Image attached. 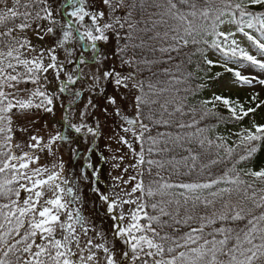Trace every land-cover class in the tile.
Listing matches in <instances>:
<instances>
[{
	"label": "snow or ice",
	"instance_id": "1",
	"mask_svg": "<svg viewBox=\"0 0 264 264\" xmlns=\"http://www.w3.org/2000/svg\"><path fill=\"white\" fill-rule=\"evenodd\" d=\"M102 2L109 12L114 13L117 10V5L113 3V0H102ZM181 2L188 3V0H181ZM67 4L73 10L64 13L65 20L62 24L55 19V13L48 5L47 0H43V3H41V0H14V4L11 7L6 5L5 11L0 14V26L7 27L9 23L13 25L7 27L6 31L0 32V41L5 36L11 37L12 40L11 43H4L3 47H0V176L3 177V179H0V198L8 200V203L0 205V264H101L102 261L103 264H264V226L260 225V222L264 221V213H261L259 217L247 218V226L239 230L225 226L213 227L217 220L240 221L246 219L241 214L242 210H231L220 214L216 218L209 219L206 224L201 223L198 227L190 226V231L179 238L169 237L167 234L162 235L153 227V224L162 225L166 223L161 220V217H167L169 213L156 202L149 205L146 198H153L158 194L164 195L165 190L179 188L184 190L181 195L186 203L190 199L187 193L208 190V195L203 198L200 195L195 196V200L207 208L216 203L215 199H208V196L223 200L225 194L230 195L233 191L230 187L216 188L215 186L245 183L239 176L230 177L225 172L220 179H213L204 183L173 184L164 182L160 183L155 189L150 185L146 190L141 180L131 187L130 192L121 189L125 192L126 199L118 194L110 196L100 192L98 188L93 189L105 204L106 214L114 221L112 227L113 242L112 247L109 248L107 237L102 232H96V236L103 241V243H96L95 239L88 235L90 230L95 231L94 227L89 228L79 209L75 212L72 211L70 205H75L78 198L74 195V188L68 186L70 182L63 178V165H61L60 172L49 173V169L45 165L33 169L32 175H29L26 170L29 169L30 164L39 162L37 152L47 149L51 154V147L54 142H70L69 131L79 137L84 135L83 129L87 128V133L91 134L94 139L98 132L83 123L87 112L81 113V124L79 125L72 124L71 119L66 114L62 131L52 137L47 144L43 143L42 138L33 135L30 137L32 143L28 144V147L33 151L22 152V154L17 155L13 150L20 147V144L14 142L11 127L13 121L9 114L13 113L14 108L20 112L35 108L51 113L53 111L52 105L59 97L55 93L48 94L40 89L39 74H45L43 79L47 83V74L51 70L54 73V78L58 81L57 91L60 93L66 92L68 85L75 84L80 79V69L77 68V80H73L71 74L67 76L66 82L60 80L61 73L66 71V68L63 63H57V50H63L67 53L66 60L70 64H87L90 61L86 60L83 55L77 60L71 59L74 50L69 47L71 42H84L93 52L91 62H98L96 58L98 42L107 43L109 41L108 33L114 31V24H119L120 29L125 27V23H121L120 18H116L114 23H101L100 21L104 19V12L87 11L85 0H67ZM169 5L170 11L177 9V4L173 0H169ZM189 6L193 9L196 8L195 3ZM256 6L264 7V0H247L246 3L235 4L231 0H222L221 6L211 4L210 0H203V7L199 15L207 23L202 26H194L192 21L188 20L187 16L177 9L172 15L180 21H186L188 26L184 27L182 31L173 29L176 34L172 39L177 43L183 41L185 47L189 43L197 45L202 42L206 47L222 53L225 61H235L236 58H239L264 69V62L257 60L242 48H238L235 39H231L229 43V38L234 37L235 33L219 31V25L224 23L222 17L230 16L231 21L237 25V31L246 36L255 45L259 53L264 55V14L248 11L249 8ZM21 8H23V11H21ZM187 15L195 16L196 12L192 11ZM86 18H90L91 23H85ZM17 20H19V23H16ZM44 21H47V27L44 26ZM30 28L36 33L39 40L43 41L48 37L53 40V44L49 48L41 49L38 54L28 59L22 49H30L33 53H36V48L31 45L27 37L21 36L18 39L14 33L17 30L23 32ZM253 28L259 32L260 39H255L245 31V29ZM201 34L213 38L211 41L195 39L196 35ZM115 35L117 39H120L119 31H115ZM220 37L223 40L219 39ZM129 38L125 37V39ZM4 47L7 48L6 52ZM126 47L125 45V48H121L115 54L121 55L125 52ZM161 51H179V47L174 44L169 48L161 49ZM45 52L48 53L49 57L47 65L43 63ZM5 59H7L6 64ZM121 62L129 65L132 63V61L126 59H122ZM206 63L212 65L213 61L206 60ZM21 67L23 71L20 70ZM225 70L233 72L232 68L226 66ZM233 74L237 80L245 84L251 83L247 77L241 76L240 72L236 71ZM103 75L105 80L114 78L117 88L121 86L127 88L128 81L132 82L133 87H138V82L133 74L121 76L115 71H105ZM93 79L96 80L97 78L93 77ZM21 82H30L36 85V89L32 91L31 95L32 97H41L38 103H34L31 98L26 101L16 100L15 102L9 99L15 93L5 92V86L19 91L17 85ZM259 83L264 84V80H260ZM139 88L141 91L143 90L142 85H139ZM24 90L27 91L28 89ZM74 96H80V92H75ZM214 101L221 102L231 114V119L236 121L243 120L249 113L255 111L254 108L245 109L237 101L222 96H216ZM108 103L115 105V97H109ZM143 103L142 97L136 96L135 117L121 116L123 123L127 125V127L122 128V131L131 133L134 141L141 144L138 154L139 159L131 167H137L145 163L143 142L145 133L151 132L149 125L145 124L141 117V105ZM89 105H91V101ZM175 111L182 112L180 108H176ZM115 115H121L119 109H116ZM137 125H139V132L136 131ZM180 127H191V125L182 124ZM254 128V132L246 130V135L243 133L236 134L240 137L241 143L250 146L247 149L249 153L255 151L254 141L264 140V125H254ZM21 131L25 130L21 128ZM159 135L163 136L164 133ZM147 139L151 141L153 146L158 143V140L151 135H148ZM217 139L222 138L218 137ZM121 142L129 144L123 136ZM201 144H203L202 141ZM209 144H211V141ZM153 146L148 148L149 153L154 152ZM217 147H221V145L217 144ZM88 151L92 152L93 149L89 148ZM227 151L231 155L233 149L229 148ZM136 155L137 153L133 152L134 158ZM190 155L193 161L192 168L194 169L197 156L195 154ZM244 158L241 157V159ZM118 159L122 160L123 157ZM211 163L215 164L216 161L213 160ZM147 164L163 167L160 162L151 159L147 160ZM85 167H90V165L86 163ZM116 167H119V165H116ZM127 170V168L124 169L125 172ZM45 174L46 179L34 178L42 177ZM94 175H98L95 170ZM246 175L264 182V168L259 171L249 170ZM113 179L123 181V177L119 175ZM135 179L134 176L129 177V181ZM123 183H128V181H123ZM113 187H119V185L114 184ZM22 192L29 193V196L22 200L23 206L20 205ZM137 192L140 193L139 196H136ZM47 193L52 194L51 198H47ZM64 197L69 199L65 200ZM160 203H163V201ZM132 204H135L136 207L130 209V215L126 216L123 206ZM177 204H179V201H177ZM149 206L154 213L158 211L159 215H150L147 211ZM225 207L227 208L228 205L225 204ZM257 207H264V205H257ZM117 208H120L119 215L115 211ZM129 219L130 222L127 223V226H123L125 221ZM201 219L203 220V217ZM141 220H144L145 223H141ZM187 220H191V217H188ZM176 223L180 224L181 221L177 220ZM207 228L212 230L206 232ZM57 230L60 231L61 239L56 238ZM37 239H39V242H37ZM81 239L84 240L83 246L81 245ZM169 239H171V246H166ZM257 239L260 243H254ZM117 240L123 241L124 247L122 249L116 248ZM178 248L185 250L176 252ZM75 249H79V255H77ZM85 253L87 254L85 255ZM166 254L170 258L165 259ZM10 257L15 259L13 260Z\"/></svg>",
	"mask_w": 264,
	"mask_h": 264
},
{
	"label": "trees",
	"instance_id": "2",
	"mask_svg": "<svg viewBox=\"0 0 264 264\" xmlns=\"http://www.w3.org/2000/svg\"><path fill=\"white\" fill-rule=\"evenodd\" d=\"M10 1L13 3L0 0V14H3L6 5L11 7L14 4V0ZM173 2L177 4V9L192 21L194 26H202L207 23L199 15L203 7V0H188V3H182L181 0H173ZM231 2L233 4L246 3L247 0H231ZM113 3L117 5V10L111 13L102 0H85L87 11L104 12V19L100 21L101 23H114L116 18H120V22L125 23L124 29H120L119 24H114V31L108 33L109 41L107 43L98 42L97 48L102 55L108 54L112 57L114 64L110 67V72L115 71L121 76L134 75L138 82V87H135L134 92L135 114L136 96H141L144 101L141 105V117L143 122L149 125L151 132L145 133L143 142L145 163L137 167L135 184L142 180L146 190L150 185L155 189L164 182L173 184L204 183L220 179L225 172L230 177L239 176L245 182L237 185L220 184L215 186L216 188L230 187L233 191L230 195L225 194L223 200L208 196V199H215L216 203L207 208L196 201L195 196L200 195L203 198L208 195V190L187 193L190 199L186 203L181 195L184 190L179 188L165 190L164 195L158 194L153 198H146L149 205L156 202L169 213L167 217H161V220L166 223L153 224V227L162 235L167 234L169 237L179 238L190 231V226L198 227L201 223L206 224L209 219L216 218L225 212L242 210L241 214L246 219L240 221L217 220L213 227L225 226L234 230L245 228L247 218L259 217L261 213H264V207H257V205H264V199H262L264 197V182L246 175L249 170L259 171L264 168V140L254 141L255 151L249 153L247 149L250 146L241 143L240 137L236 134L246 135V130L254 132V125H262L259 117L264 113V99L259 101V98L254 96L242 97L237 93L234 95L219 88V84L224 79L235 76L233 72H227L225 68L216 65L209 58L210 54L223 56L218 50H212L202 42L197 45L189 43L185 47L183 41L178 43L173 41L172 37L176 34L173 29L182 31L188 25L186 21H180L172 15L177 9L170 11L169 0H113ZM192 3L196 4L195 9L189 6ZM210 3L221 6L222 0H210ZM192 11L196 12L195 16L187 15ZM248 11L264 14V7H251ZM222 19L224 23L231 22L237 26L231 21L230 16L226 15ZM16 23H19V20ZM85 23H91L90 18H86ZM223 24L219 25V31ZM12 26L11 23L7 25V27ZM7 27L0 26V32L6 31ZM115 31H119L120 39L116 38ZM125 37L130 38L125 39ZM212 38L203 34L195 36V39L201 41L202 39L211 41ZM11 42L12 40L5 36L0 41V47H3L4 43ZM174 44L179 47V51H161V49L169 48ZM125 45L127 46L125 52L116 55L115 53H118L121 48H125ZM4 51H7L6 47H4ZM77 53V57L80 55H83L84 58L87 57V53H83L80 48ZM122 59L130 60L132 63L130 65L122 63ZM206 60H212L213 64L208 65ZM235 61L244 60L236 58ZM83 65L86 64H82V67ZM110 81H114V78ZM108 83L111 85L109 81ZM79 84L81 81L78 80L74 85L69 86L70 94L77 89H82ZM139 85H142V91ZM4 91L6 92V86ZM108 95L107 92L106 97ZM216 96L237 101L245 109L251 107L255 111L249 113L243 120H233L222 103L214 101ZM66 98L69 97L66 96ZM78 101L79 99H76L71 102V105L74 106L68 111V117H72ZM176 108H180L182 112H176ZM182 124L191 125V127L182 128L180 127ZM136 131L139 132V125L136 126ZM14 133H12L13 139ZM160 133H164V135L160 136ZM148 135L156 138L158 143L154 146L151 145V141L147 139ZM218 137L222 139L218 140ZM210 141L211 144H209ZM137 143L140 152L141 144ZM217 144H220L221 147H217ZM150 146L155 149L153 153L148 152ZM229 148L233 149L231 155L227 151ZM13 151L19 155L18 149L15 148ZM190 154L197 156L194 169ZM241 157L245 158L241 159ZM149 159L160 162L163 167H157L155 164L148 165L147 160ZM213 160L216 161L215 164L211 163ZM186 164L187 166H185ZM0 179L3 177L0 176ZM131 187L133 186L127 188L128 192ZM139 195L140 193L137 192L136 196ZM26 198L25 192H22L21 206H23L22 200ZM161 201L163 203H160ZM5 203H8V200L0 198V205ZM225 204L228 205L227 208ZM129 207L134 209L136 205L132 204ZM147 211L150 215H159V212L154 213L150 206ZM188 217H191V220H187ZM177 220L181 223L177 224ZM127 221L129 223L130 219ZM140 222L145 223L144 220ZM260 225L264 226V221H261ZM211 230V228H207L205 231ZM254 243H260L259 239ZM166 246H171V239L167 241ZM183 250L185 249L178 248L176 252ZM10 258L15 259L14 257ZM167 258H170L168 254L165 255V259Z\"/></svg>",
	"mask_w": 264,
	"mask_h": 264
},
{
	"label": "rangeland",
	"instance_id": "3",
	"mask_svg": "<svg viewBox=\"0 0 264 264\" xmlns=\"http://www.w3.org/2000/svg\"><path fill=\"white\" fill-rule=\"evenodd\" d=\"M8 3L12 1L6 0ZM48 5L51 6L52 11L55 13V19L60 21L62 24L65 20L64 13L73 10L71 6L67 4V0H47ZM78 6V5H77ZM44 26L47 27V21H44ZM35 27V25H33ZM222 32L235 33L234 37L229 38V43L231 39L237 41L238 48H242L244 51L254 56L257 60L264 62V55H261L256 49L255 45L247 39L246 36L237 31V26L231 22H226L221 28ZM250 35L255 39H260L259 32L253 29H245ZM43 34V33H41ZM14 35L19 39L21 36H25L30 41L31 45L36 48V53H33L30 49H22L25 53V57L31 59L35 54H38L41 49L49 48L53 44V40L46 37L43 41L39 40L36 33L30 28L23 32L16 31ZM11 40V37H8ZM221 40L223 38L221 37ZM69 47L74 51L72 52L71 59L77 60L79 57L77 50L80 48L81 51H86L88 48L82 42H71ZM86 60L90 61L83 67H80V79L82 89H77L72 94L69 90V85L67 91L60 93L57 91L58 81L54 78V73L50 70L47 74L48 82L46 83L43 79L45 74L40 73L39 86L40 89L48 94L55 93L59 98L54 101L52 105L53 111L51 113L44 112L42 109L37 110L35 108L26 110L24 112L17 111L13 109V113H10L12 123V129L14 133V142L20 144L18 149L19 155L22 152H31L33 149L28 147L29 143H32L30 137L35 135L42 138L43 143L47 142L57 135L58 132L62 131L64 125L63 121L65 119V111H69L71 108H67L66 104L71 105L72 101L79 99L78 105L71 119L72 124H81V113L87 112V116L84 117L83 123L92 127L98 132V135L93 138V136L87 133V128L83 129L84 135L77 136L71 131L68 135L71 137V141H56L51 147V154L48 150L38 151L39 156L38 163H31L28 171L29 175H32V170L37 167L47 166L49 173L60 172L61 165H63V178L69 181L68 186L74 188V195L77 196L78 202L75 205H70L72 211L79 209L82 216L86 219L89 228L95 229V231L90 230L88 235L95 239L96 243H103L96 232H102L107 237L108 247H112L113 242V232L112 227L114 221L109 215L106 214V206L99 199L98 193L94 192L93 189L98 188L100 192H104L110 196L119 195L122 198H127L124 189L135 185L137 180L138 166L131 167L135 165L138 157L139 147L138 143L134 141L131 133H124L122 131L123 127H127L123 123L121 116L135 117L134 110V92L135 87H133L132 82L128 81V87L123 86L117 88L114 81L105 80L104 72L109 71L110 67L114 64L112 57L108 54L102 55V53L97 52L96 58L98 62H91L93 57V52L89 48ZM6 52V51H5ZM84 53V52H83ZM67 53L63 50H57V63H63L65 65L66 71L61 73L60 80H67V76L71 74L73 80L77 78V69L75 64H70L66 60ZM209 58L212 59L216 65L221 68H232L233 72H240L241 76L247 77L251 83L245 84L236 77L226 78L220 84L219 88L226 90L228 93H233L236 95H242V97H258L259 101L264 99V84H260V80H264V69L257 65H253L249 61H225L223 56L220 54H210ZM7 59H5V64ZM15 63V61H13ZM43 63L47 65L49 63L48 53L45 52ZM81 65V64H80ZM82 68V69H81ZM23 71V68H20ZM117 70V69H116ZM10 71V70H9ZM118 71V70H117ZM93 77L97 79L94 80ZM111 83V85L108 83ZM19 91L16 89H9L6 87V92H14L15 95L9 97L13 102L16 100H28L33 99L34 103H38L41 97H32L31 93L36 89V85L32 83L21 82L17 85ZM24 89H28L25 91ZM80 92V96L75 97V92ZM109 93L108 97L107 92ZM70 95V96H69ZM69 97V98H66ZM109 97H115V105H110L108 103ZM91 101V105L89 102ZM67 105V106H69ZM116 109L120 110V116L115 115ZM68 114V112H67ZM260 124L264 125V113L259 117ZM259 121V120H258ZM23 128L25 131H21ZM125 137L129 144H124L121 142V137ZM131 145V147H129ZM89 148L93 151L89 152ZM133 152L137 153L134 158ZM123 157V159H118ZM89 164L90 167H85ZM119 165V167H116ZM127 168V172L124 169ZM94 170L98 175H94ZM123 177V181H128V183H123V181H115L113 178L115 176ZM136 177L135 180H130L129 177ZM34 178H45L46 174L42 177ZM23 182V181H22ZM114 184L119 185V187H113ZM28 197L29 193L25 192ZM47 198H51V193H47ZM63 199H69L64 197ZM236 207V205H235ZM126 216H129V205L123 206ZM116 214L120 213V208H117ZM63 219V217H62ZM128 221H125L123 226H127ZM56 238L61 239L62 236L60 231L57 230ZM84 240L81 239V245L83 246ZM124 247L123 241H116V248L122 249ZM77 255H79V249H75ZM87 253H85L86 255ZM103 255V254H101ZM119 258V257H118ZM103 264V261L101 262Z\"/></svg>",
	"mask_w": 264,
	"mask_h": 264
}]
</instances>
